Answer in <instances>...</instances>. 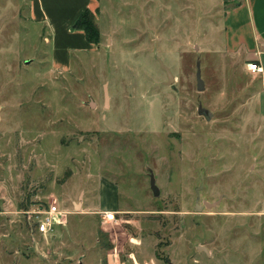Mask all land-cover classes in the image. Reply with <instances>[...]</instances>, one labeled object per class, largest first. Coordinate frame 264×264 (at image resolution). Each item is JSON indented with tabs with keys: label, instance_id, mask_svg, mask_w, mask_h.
I'll list each match as a JSON object with an SVG mask.
<instances>
[{
	"label": "rangeland",
	"instance_id": "obj_1",
	"mask_svg": "<svg viewBox=\"0 0 264 264\" xmlns=\"http://www.w3.org/2000/svg\"><path fill=\"white\" fill-rule=\"evenodd\" d=\"M238 1L100 0V43L62 66L30 0H0V264H264V78L226 51ZM50 202L70 213L44 235L29 210Z\"/></svg>",
	"mask_w": 264,
	"mask_h": 264
},
{
	"label": "crops",
	"instance_id": "obj_2",
	"mask_svg": "<svg viewBox=\"0 0 264 264\" xmlns=\"http://www.w3.org/2000/svg\"><path fill=\"white\" fill-rule=\"evenodd\" d=\"M99 5L100 0H30L29 11L33 21L48 23L53 32V59L57 64L66 66L74 52L96 47L97 44L87 41L83 30H75L72 26L85 9L94 11ZM224 44L229 54L259 62L263 66L261 74L264 78V0H241L239 5L226 9ZM111 186L116 190H112L114 206L101 204L100 210L117 213L123 209L119 207L117 188L113 184ZM118 255L113 254V263L125 264Z\"/></svg>",
	"mask_w": 264,
	"mask_h": 264
},
{
	"label": "built area",
	"instance_id": "obj_3",
	"mask_svg": "<svg viewBox=\"0 0 264 264\" xmlns=\"http://www.w3.org/2000/svg\"><path fill=\"white\" fill-rule=\"evenodd\" d=\"M248 69L254 73L263 71V67L259 62L251 61L248 63ZM30 216L37 232L47 235L54 234L56 227L64 224L67 211L62 210L56 203L39 204L36 209L29 210ZM115 212H108L105 217L114 219Z\"/></svg>",
	"mask_w": 264,
	"mask_h": 264
},
{
	"label": "trees",
	"instance_id": "obj_4",
	"mask_svg": "<svg viewBox=\"0 0 264 264\" xmlns=\"http://www.w3.org/2000/svg\"><path fill=\"white\" fill-rule=\"evenodd\" d=\"M240 3L241 0H239L236 5H239ZM72 27L75 30H83L88 42L97 45L100 43L102 34L96 22V13L91 9H85L75 20Z\"/></svg>",
	"mask_w": 264,
	"mask_h": 264
},
{
	"label": "water",
	"instance_id": "obj_5",
	"mask_svg": "<svg viewBox=\"0 0 264 264\" xmlns=\"http://www.w3.org/2000/svg\"><path fill=\"white\" fill-rule=\"evenodd\" d=\"M160 60V64L161 66L166 70L167 74H168V77H169V80L167 83L170 84V82H172L174 80V75H173V72L171 70V68L169 66H167L162 59H159ZM198 77H200V74L198 73ZM199 80V85H200V89L203 88L202 86V83H201V78L198 79ZM108 99V97H107ZM214 204H216V202H213V203H208V206H214ZM200 248H203V247H200Z\"/></svg>",
	"mask_w": 264,
	"mask_h": 264
}]
</instances>
